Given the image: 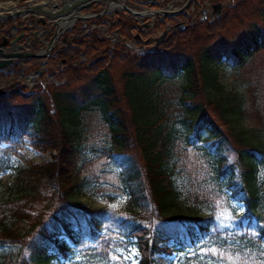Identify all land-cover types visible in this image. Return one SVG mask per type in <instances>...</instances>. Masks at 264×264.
<instances>
[{"label":"trees","instance_id":"obj_1","mask_svg":"<svg viewBox=\"0 0 264 264\" xmlns=\"http://www.w3.org/2000/svg\"><path fill=\"white\" fill-rule=\"evenodd\" d=\"M232 1L214 19L201 17L192 26L172 31L153 51L135 52L125 42L111 45L90 28L77 48L74 43L60 48L54 57L67 67L72 50L90 49L86 55L92 61L78 62L90 67L89 75L76 79L81 85L21 92L29 98L21 110L10 109L5 101L12 98L0 96V145H7L0 150V161L8 149H22L26 139L51 156L48 162L18 167L9 188H15L14 195L0 201V264H49L77 251L88 256L82 264H116L118 251L131 245L139 254L137 264H155L156 255L172 252L161 246L167 242L185 254L213 255L216 264L262 263L261 252L253 250L264 248V219L256 213L252 181L256 164L264 166V145L237 130L245 101L225 91L218 66L241 69L264 50V0H240L244 5L257 2L261 14L233 41L210 44L198 53L176 52L187 41L185 33L191 42L199 26L209 25L205 32L214 35L212 29L222 30L238 20L239 2ZM104 20L92 23L102 25ZM129 27L133 22L122 17L112 22L110 31L125 33ZM114 62L121 63V90L111 74ZM173 79L184 85H170ZM248 91H253V113L264 126V87L252 81ZM232 155L235 160H230ZM108 165L119 171L128 196L126 209L75 202L86 183L111 174ZM173 168L191 177L199 195L209 188L201 182L203 169L211 171L224 182L229 198L243 204L244 212L230 210L222 226L217 206L204 216L168 215L175 194ZM221 236L236 238L242 246L221 244Z\"/></svg>","mask_w":264,"mask_h":264},{"label":"rangeland","instance_id":"obj_2","mask_svg":"<svg viewBox=\"0 0 264 264\" xmlns=\"http://www.w3.org/2000/svg\"><path fill=\"white\" fill-rule=\"evenodd\" d=\"M45 0H0V13L4 15H8L9 18H16L24 20L26 22L29 21V17H27L25 12L23 14H16V11H4L2 10L4 8V5H11L14 4L15 7L20 8L23 5L29 4L30 2L33 3H42ZM140 1V0H139ZM138 0L135 2L138 6H141L140 2ZM145 1V0H143ZM202 0H199L201 2ZM235 1V0H234ZM52 2L56 3L58 6H62L61 0H50V4ZM239 2L238 9V17L239 19H232L231 23L222 28L225 30H211L212 33H215L214 35H208L205 32L204 27H209V25L206 26H199L200 31L198 34H196L192 41H188L190 39V35L185 33L183 36L187 41L181 46V49L177 47L176 52H180L182 54H186L188 52H194L198 53L199 50L203 47H206L208 45H215L220 41H233L237 38V36L241 32H246L250 28V24L253 23L254 19H257L259 15L261 14L259 8V4L249 2L248 4H243L240 2V0L236 1ZM211 6L213 5H221V12L223 9H229V7L233 4L232 0H215L211 2ZM151 7V5L149 4ZM174 7H180L181 1H174ZM262 8H264V1L261 3ZM95 11H100L103 9V5L99 4L95 6ZM93 6V8H95ZM153 9L157 10L158 8L153 7ZM23 11V9L21 10ZM118 12V11H116ZM190 12V11H189ZM213 12V11H212ZM220 12V13H221ZM87 12L82 11V14H85ZM115 12H113L112 17L108 19L106 17V20L104 22V25L98 27L96 25H93L89 22V19L83 21L84 23H87V27L90 26V28L95 29L98 31V33L101 35V37L107 39L109 44L113 45L114 42L121 40L120 37H118L115 33H111L109 28H107V22L108 20L114 21L119 16L114 15ZM214 13V12H213ZM209 14L206 18L214 19L216 18L215 14ZM190 16L187 18H184L182 15H179L177 17H173L172 24H166L168 27H174L173 23L178 24L181 23H187L189 26H192L196 21H199L202 17V14H198L197 11L190 12ZM232 16V14H231ZM120 17H127L128 20H131L129 15H127L125 12H121ZM8 18V19H9ZM7 19V20H8ZM13 19V18H12ZM32 19V18H31ZM2 21V19H0ZM35 22V19H33ZM0 21V23H2ZM132 21V20H131ZM168 23V21H166ZM48 28L51 29V25L48 24ZM164 24H156L155 30L151 31L148 34L143 35L142 37L147 42H153L156 38L162 37V35L166 32V27ZM4 27V25L2 26ZM83 27L82 23H76V26L73 27L70 31H68L67 36L71 37V41L66 38V36H63V38L66 39V42H63L62 39L59 41V44L56 45L54 48L53 54H51L48 58L40 59V60H31L29 63H22V65L13 64L11 67H9L10 74L8 75V82L6 77L2 74L0 75V89L4 90L6 88H10L14 83L19 82L20 84L16 86L13 91L9 93H5L1 96H9L11 100L5 101V103L8 105L10 109H17L21 110L25 108L28 105L29 98H24L23 95H20L21 92L24 94H27L30 91H35L38 93L44 92L46 89L49 91L52 90H58L57 88H60L63 86V83H68V88H76L79 85L82 84L81 81H77V78H85L87 75H89L88 72H86V69H90V67L85 66L80 67L78 62H85L88 64L92 61L89 58L88 55H86L87 51H90L88 47H81L78 49L77 53H74L72 50V53L66 57V60L70 56H72L73 60H71V65L67 66L70 67V71L66 73V71L69 69L66 66L64 67L60 62H58L59 59L54 58L55 52L60 48L67 47V42L70 44L69 48L73 46V43L76 45V48L81 40H83V36L85 35V32L89 31L90 28L87 29H81ZM186 27V26H185ZM40 28L38 27L35 30H31V32L38 31L40 32ZM51 29L49 33H45L44 35V41H48L51 38L52 31ZM126 30H129L128 28ZM125 30V31H126ZM130 31V30H129ZM129 31L125 32L121 31V33L118 31V33L121 35L122 39L129 42L131 47H134L136 45L138 47V43L134 40H129L130 34H126ZM221 31V32H220ZM30 33V32H28ZM171 32H168L167 35H169ZM217 33V34H216ZM71 34V35H70ZM81 35L80 37H78ZM74 36V37H73ZM142 39V38H140ZM138 39V40H140ZM143 40V39H142ZM127 42V43H128ZM162 43V42H161ZM159 43V44H161ZM175 43V42H173ZM176 44V43H175ZM174 46V44H172ZM171 47L174 49V47ZM75 48V49H76ZM42 49H45L44 43L38 47L37 51H41ZM102 52V51H99ZM97 53L94 54V58L96 57ZM57 59V60H56ZM63 63H65V60H62ZM61 64V65H60ZM61 68H64L62 71ZM94 68V67H93ZM91 68V69H93ZM112 76L114 79V83L117 86L119 90H121V82H120V73H121V63L114 62V67H112ZM219 68V82L224 87L225 91L228 93H234L241 95L245 101V105L243 107L244 117L243 119L237 124L238 131H241L244 136H248L254 144L257 142L264 145V126L261 125V122L257 115L253 113V110L251 108V95L253 94V91H248L249 84L253 82H256L264 87V50L258 52L255 54L254 58L249 60L246 66H244L241 69H230L226 67V65L220 64L218 66ZM35 72L39 73L37 76H34L32 80H38L42 79V81H47V88L43 90V88L40 85H30L28 84V75H32ZM29 77V76H28ZM45 79V80H44ZM57 81V85L56 82ZM170 85H173L175 87H181L184 84L182 81L178 79H173L169 82ZM5 85V87H3ZM170 86V87H173ZM67 88V89H68ZM0 105H2V101L0 100ZM259 121H258V120ZM6 144L0 145V150L7 149ZM259 147H261L259 145ZM1 151V152H2ZM1 154V153H0ZM4 160L0 161V164L3 166H8L7 170L0 171V201L6 199L7 197H11L15 193V188L12 187L11 189V183L13 182L15 171L18 167H27L31 164H42L45 162H48L51 160V156L48 153H42L40 151L35 150L29 145V142L24 140L23 148L20 150H17L14 152V150L8 149L7 152L4 154ZM235 157L232 155L230 157V160H233ZM235 160V159H234ZM0 165V167H3ZM107 170L111 171L110 175H104V177L99 178L97 181L90 180L88 183H86L78 193L75 194L74 200L78 204L84 205L86 207L91 208H100V207H108V208H114V209H126L127 207V199L128 196L126 195L122 184L118 177V169L115 168L112 165L106 166ZM203 172L206 174L204 175L202 173L201 182L203 183V186H208L209 188L205 191V195H199L198 190L191 184L192 179L190 176L186 175L184 173V170L181 168L174 169L173 168V180H174V190L175 194L173 195V199L170 204V209L168 211V215L170 216H180L184 218H192L196 216H204L208 215L212 212V207L217 206L221 207V209H218L217 216L220 219L221 226L225 221H228L231 217L230 210L236 214L239 215L244 212V207L241 203H237L228 196V192L226 191L224 187V182H219L215 174L211 173V171H208L206 169H203ZM219 185V187H218ZM252 189L255 192V198L257 201V209L256 213H258L262 219H264V166L256 164L255 173L252 181ZM208 201H214L213 204L208 203ZM223 236V235H222ZM220 238V243L224 245H231V246H242L241 243L235 239ZM63 242L62 238H59V244ZM162 247L166 248L167 250H173L172 253H162L158 254L154 257L155 264H216V262L213 260V255H209L203 251L198 252H189V254H184L180 252H176L175 248L173 246L172 242H167L162 244ZM254 251H260L261 255L258 256L260 261H262L261 264H264V248L262 247H254ZM120 258L119 261L116 262V264H137L139 260V255L136 247L134 245H131L126 250H120L117 253ZM88 256H84V254L80 252H75L72 254L69 258L64 259L60 258L58 260H54L49 264H82L85 260H87Z\"/></svg>","mask_w":264,"mask_h":264},{"label":"water","instance_id":"obj_3","mask_svg":"<svg viewBox=\"0 0 264 264\" xmlns=\"http://www.w3.org/2000/svg\"><path fill=\"white\" fill-rule=\"evenodd\" d=\"M102 1L106 0H61L63 4L62 7L58 6L57 4H49L48 1L42 3H36L34 5L26 4L21 8H24V12L18 10L15 15L23 14L25 12L27 16H33L37 19L42 25H46L47 23H51V29L54 28L52 31L51 38L48 41H44L45 49H42L40 52L34 51L37 45V38L35 39L36 33L34 32L30 37H26L25 44L19 45L17 42L22 37H16L10 43L6 38L0 39V69L6 68L7 66L13 65V63H18L22 65V63L26 60H40L44 58H48L59 41L62 39L63 42H66V39L63 38V34L70 31L77 21H85L87 19L96 18L99 16L107 15L110 16V2L106 3L105 9L95 15H83L81 14L82 11H89L93 4H98ZM112 4L118 5L121 7L125 12L130 14L133 17H173L179 15H187V10L190 8L193 0H185L183 5L177 10H158V11H145V12H136L132 11L128 7H126L123 3L119 0H109ZM175 1V0H172ZM183 1V0H180ZM208 4H211V0H207ZM46 9V10H45ZM213 12L215 16L219 15L221 12V5H213L212 6ZM43 13V15H42ZM208 11H204V16H207ZM1 15V14H0ZM7 17V16H6ZM184 23L178 24L175 28L185 27ZM45 30L44 33H49L51 30ZM168 32H165L162 37H160L157 42L160 43L163 39L167 36ZM9 44V48H7ZM20 83H14L10 88H6L4 90L0 89V95L5 93H9L13 91V89L18 86Z\"/></svg>","mask_w":264,"mask_h":264},{"label":"flooded vegetation","instance_id":"obj_4","mask_svg":"<svg viewBox=\"0 0 264 264\" xmlns=\"http://www.w3.org/2000/svg\"><path fill=\"white\" fill-rule=\"evenodd\" d=\"M104 7H105V4H103V8ZM95 9H96V7L92 8L91 12H95ZM95 13H97V12H95ZM8 18L9 17L5 18L6 24H4V27H0V39L6 38L8 40V43H10L16 37H19L22 35L20 40L17 42L18 44H22L23 43V41H22L23 37L25 35L29 34L28 32L31 33L30 30L36 29V26L39 25L38 23L36 24V22H34V21H28V22L23 21V22H21V20H17V21L15 20L16 22L12 23V21L8 22V20L10 19V18L9 19ZM30 27H31V29H29ZM48 27L49 26H47L46 28H43V29H48ZM33 33H31V34H33ZM35 33H36V36H34V38L35 39L39 38L38 31H35ZM8 48H9V44H8Z\"/></svg>","mask_w":264,"mask_h":264},{"label":"bare ground","instance_id":"obj_5","mask_svg":"<svg viewBox=\"0 0 264 264\" xmlns=\"http://www.w3.org/2000/svg\"><path fill=\"white\" fill-rule=\"evenodd\" d=\"M45 1H50V0H45ZM53 1V0H52ZM42 2V1H41ZM52 3H54V2H52ZM57 3V2H56ZM111 8L112 9H114L115 7H113V5L111 6ZM2 10H4V11H9V12H11V11H18V8L17 7H15V5L14 4H9V5H4V8L2 9Z\"/></svg>","mask_w":264,"mask_h":264}]
</instances>
